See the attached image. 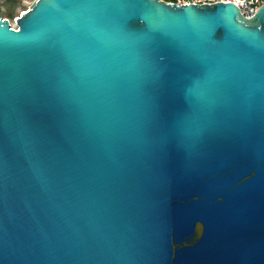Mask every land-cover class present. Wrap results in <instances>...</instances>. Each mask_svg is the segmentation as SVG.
Here are the masks:
<instances>
[{"label": "water", "instance_id": "obj_1", "mask_svg": "<svg viewBox=\"0 0 264 264\" xmlns=\"http://www.w3.org/2000/svg\"><path fill=\"white\" fill-rule=\"evenodd\" d=\"M0 16V264H264V5L35 0Z\"/></svg>", "mask_w": 264, "mask_h": 264}, {"label": "built area", "instance_id": "obj_2", "mask_svg": "<svg viewBox=\"0 0 264 264\" xmlns=\"http://www.w3.org/2000/svg\"><path fill=\"white\" fill-rule=\"evenodd\" d=\"M164 1L169 3H176V4H186V3L207 4L218 1H230V2H234L240 8L242 14L248 18L254 16L257 10L262 5H264V0H164ZM13 27L18 28L17 25Z\"/></svg>", "mask_w": 264, "mask_h": 264}, {"label": "rangeland", "instance_id": "obj_3", "mask_svg": "<svg viewBox=\"0 0 264 264\" xmlns=\"http://www.w3.org/2000/svg\"><path fill=\"white\" fill-rule=\"evenodd\" d=\"M35 0H0V16L17 25V18L27 10Z\"/></svg>", "mask_w": 264, "mask_h": 264}, {"label": "bare ground", "instance_id": "obj_4", "mask_svg": "<svg viewBox=\"0 0 264 264\" xmlns=\"http://www.w3.org/2000/svg\"><path fill=\"white\" fill-rule=\"evenodd\" d=\"M16 26V25H15Z\"/></svg>", "mask_w": 264, "mask_h": 264}]
</instances>
